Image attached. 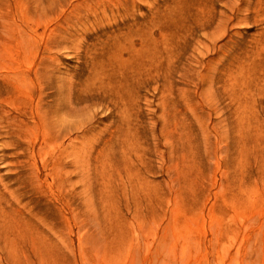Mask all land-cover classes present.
Here are the masks:
<instances>
[{"label": "rangeland", "instance_id": "374dc122", "mask_svg": "<svg viewBox=\"0 0 264 264\" xmlns=\"http://www.w3.org/2000/svg\"><path fill=\"white\" fill-rule=\"evenodd\" d=\"M0 264H264V0H0Z\"/></svg>", "mask_w": 264, "mask_h": 264}]
</instances>
